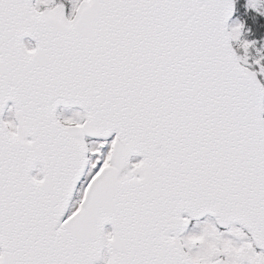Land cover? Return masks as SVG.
Masks as SVG:
<instances>
[{"label": "snow or ice", "instance_id": "obj_1", "mask_svg": "<svg viewBox=\"0 0 264 264\" xmlns=\"http://www.w3.org/2000/svg\"><path fill=\"white\" fill-rule=\"evenodd\" d=\"M0 264H264V0H0Z\"/></svg>", "mask_w": 264, "mask_h": 264}]
</instances>
